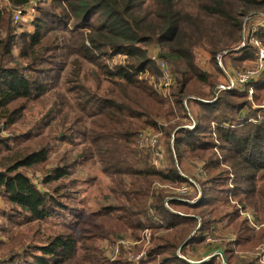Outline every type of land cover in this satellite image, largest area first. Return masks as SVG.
Instances as JSON below:
<instances>
[{"label": "trees", "instance_id": "obj_1", "mask_svg": "<svg viewBox=\"0 0 264 264\" xmlns=\"http://www.w3.org/2000/svg\"><path fill=\"white\" fill-rule=\"evenodd\" d=\"M7 1L10 10L0 6V119L15 123L38 100L44 99L49 106L37 121L39 132L20 137L19 144L16 138L11 144L15 150L11 164H1L0 196L22 215L20 225H37L27 238L38 243L34 251H24L22 260L12 255L5 262L135 264L120 260L123 249L115 261L109 260L104 248L85 246L72 230L53 237L41 230L49 220L80 217L81 212L70 204L73 188L80 183L78 176H83L86 164L97 162L109 183L97 202L104 204L90 212L97 224L94 233L88 231L96 241L103 239L99 237L101 218L111 240L127 230L137 240L136 233L144 230L163 232L153 240L147 258L137 264H192L178 257L177 251L184 257L189 246L203 244L219 227L236 235L235 242L222 239L226 264H257L238 252L240 247L251 250L261 241L241 212L252 213L256 222L264 220V112L251 108L264 83L254 86L252 100L246 87L220 91L214 102L207 103L220 82L195 62L199 48L217 59L239 46L243 23L229 6L220 0H192L196 11L191 13L184 0H49L47 8H35L30 22L33 31L17 33L12 11L33 0ZM236 1L242 8L236 13L239 17L264 7V0ZM254 30L264 45V19ZM154 42L175 74L166 109L153 87L160 71L147 54ZM240 52L238 59L244 60L253 50ZM115 56L124 61L110 67L108 61ZM218 71L222 77L221 68ZM146 73L149 78L145 79ZM151 80L153 86L147 82ZM184 101L187 108L188 104L198 108L192 129L181 122L189 117ZM156 119H165L167 126L158 127ZM142 128L161 130L169 139L165 169L151 165L149 150L136 148ZM52 133L53 140L70 145L71 153L63 151L55 159L49 156L52 141H47L49 148L40 142ZM9 144L0 138V149ZM57 144L53 142V151ZM192 161L202 164L201 176H193L195 184L190 185L193 190L186 201L155 188L156 184L181 187L188 180L179 167L191 174ZM27 171L41 172V182L36 185ZM198 264H222V260L215 255Z\"/></svg>", "mask_w": 264, "mask_h": 264}, {"label": "rangeland", "instance_id": "obj_2", "mask_svg": "<svg viewBox=\"0 0 264 264\" xmlns=\"http://www.w3.org/2000/svg\"><path fill=\"white\" fill-rule=\"evenodd\" d=\"M35 1V3H33L35 6V8H40V9H45L48 6V3L50 2L49 0H33ZM32 1V2H33ZM222 3H226L229 8L230 11L235 13V17L239 18L240 21H242L243 26H246L247 28H253L256 29L258 26H262L263 25V19H264V7L259 8V9H253L250 10L246 15H243L242 17L236 16V13L239 14V12L242 10V8L239 7V3L236 0H220ZM184 6L186 8V10L188 12H195L196 11V3L192 0H184ZM0 6L1 9H5V10H10L11 6L9 5L7 0H0ZM194 8V9H193ZM16 11V10H14ZM14 11H12V14L14 13ZM144 11V10H143ZM11 14V15H12ZM38 14V13H36ZM35 15V12L33 14V16ZM33 16H29L27 15L25 18L23 17L21 19V21L19 22H13L15 24H17L18 26L16 27L15 31L17 33H22V32H26V31H33V26L31 23H27V20H32ZM37 16V15H36ZM21 24V25H20ZM31 24V25H30ZM218 31V30H215ZM148 57L150 58V60L155 57L156 59H162L164 62H166L165 59L161 58V54L163 53V49L161 48V46L154 42L151 43L148 46ZM243 55V52H240V49L237 46H232L231 50L229 51H224L223 54H220L217 59H212L210 57V55L206 52L203 51V49H197L196 50V56H195V62L198 65V69H200L202 72H207L210 74H213L216 77V80L219 82H223L224 81V77L222 75V77L220 76V72L219 70V65L218 62L221 63V65L224 68H228L230 70L233 69L234 70H242V69H247L252 67L253 63H252V59L248 58V59H244V60H239L238 58L241 57ZM218 58L220 59V61H218ZM124 61V57L122 56H115L112 57L109 61H108V65L110 67H113L116 64H122V62ZM153 62V61H152ZM154 66L157 68V65L155 62H153ZM166 64L168 65L169 70L172 72L171 67L169 66V63L166 62ZM143 78H149L148 74H145V77ZM151 79V78H150ZM174 80H175V74H174ZM148 84L152 85L150 81H147ZM153 86V85H152ZM155 88V86H153ZM206 87V86H204ZM209 87V86H208ZM171 88V87H170ZM167 89L166 91H161L159 90L162 96V99H164V109H166L168 107V101H167V97L169 98L172 90L171 89ZM156 89V88H155ZM205 92L208 91L207 88L204 89ZM197 93H199V91L197 90ZM159 94V95H160ZM259 99L258 101H254L252 103V107L251 108H259L262 109L264 112V90L257 92ZM193 98V97H192ZM45 100H38L36 103H32L29 105L28 109L21 115L20 119H18L15 123H10L8 120H6V118L0 119L3 120L0 121V138L1 140H9V147H5L2 146L0 149V171H1V164L5 165V167L9 164H11L12 159L10 157H13L12 154H14L15 150L12 149L11 144H13L15 142V139L17 138L16 144L21 143L22 141L20 140V137L22 138L23 136H25L26 134H31L32 136L37 134L39 132V126H38V120L43 117L45 115L46 112V108H45ZM195 109H193L192 107L189 106L188 104V109L186 111V115L187 116H191L192 121L189 119V117H186L183 120H181L182 124H187L186 126H191L192 122L194 121V118L196 116V114L198 113V108L196 106H193ZM249 110V109H248ZM246 110L242 111L241 114H243ZM174 121H176V119L171 120L172 123H174ZM189 121V122H188ZM191 121V122H190ZM167 121L165 119H156V125L158 127H162L164 128L165 126H167ZM46 127H44L42 130H45ZM152 130L154 133L159 135V141L162 145V159H161V164L160 167L162 165V167H164L163 169L166 168L167 165H169L168 162V158H169V153L166 151V147L165 144L167 142H169V139L166 138V135H164L163 133H161L158 129L155 128H142L140 131L143 130ZM54 133V132H53ZM53 133L46 138V140H42L40 142V145H43L46 148L48 147V140L52 141L51 142V150L49 152V156H52L54 159L56 157V152L58 154H60L61 152H63L69 145L67 142L62 141L61 143H59V141L53 140ZM174 133V131H173ZM171 134L170 136V143H171V139H173L174 134ZM43 133L41 134V138ZM79 139H76V144H79ZM37 141H34L33 143H35ZM43 142V143H42ZM53 142H57L59 143V146L54 150L53 152ZM70 146V145H69ZM72 146V144H71ZM49 151V149H48ZM142 151V150H141ZM16 155V154H15ZM6 160V161H5ZM175 160L177 162V159L175 157ZM178 164V163H177ZM196 165L198 167H196ZM201 163L198 161H192L190 164V170H191V174L187 173V171L185 169H181L179 167V173L181 175H183L184 177L187 178V182L186 184H189L192 186V181H195L193 177L194 175L197 176H201V171L199 169V167H201ZM5 169V168H3ZM37 171H41L39 169H36ZM22 171L26 172L25 169H23ZM29 173V176L33 179L34 183H36V185H38L41 182V172L40 173H35V174H31V171H27ZM77 175H81V174H77ZM78 178L80 179V183L78 184V186H74V191H73V197L72 199H74L73 202H71L70 204L74 205V207H76L80 212L81 215L80 217H78L77 219H72L70 217H65V219H52L49 220L48 222L45 223L44 227H42V231L46 232V235L49 237H53L54 234L59 235L62 233V231L64 232V229H68V230H72L74 232V236L76 238H78L79 240H81V242H83V244L85 246H90V245H94V246H98L99 248L102 247L104 248V250L107 252L108 254V258L111 261H115L117 259V257H113L112 255V249L114 245V242L119 239V238H124L126 240L129 241H135L137 239H134L131 231L127 230V231H123L121 232H117L119 234V236L117 235V237L113 240H115L113 242V240H111L113 237L110 234H107V227L108 225H106L105 220L103 218L98 219V223L100 228L102 229V231L99 233V237L103 238V239H99L96 241L95 236H93L90 231H88V229L92 230V232L94 233V229H95V225L97 224V221L93 220V217L91 215L90 212L94 211V210H99V206L104 204V203H99L100 205H97L98 199L100 197L101 193H106L107 192V185L109 183V179L101 172L100 167L98 165L97 162H88V164H86L85 166V170L83 173V176H78ZM83 180V181H81ZM86 180H90V182L87 184L85 183ZM158 184L155 185V188L158 189H165L166 191H168V193H170L172 196H174L173 198H175L177 196V188H172L171 185L167 184V185H159V187H156ZM184 185V184H183ZM193 190V188L191 189V191ZM191 191L189 194H191ZM188 194V195H189ZM179 201H186V200H179ZM18 214H20L18 211H16L15 209H13L1 196H0V264H8L7 262H5L6 259H8L10 256L12 255H16L18 257L19 260H22L21 257L24 256V251L26 250H30V251H34L32 249L33 246L37 245L38 243H36L37 241L31 240L29 238H27L28 236H31V232L29 231H33L36 229L37 225H26L24 223H22L20 225V222L23 221L22 219V215L20 214V217L18 216ZM180 214V213H179ZM264 223L263 221H259L258 222V233L261 234L264 227H260L262 224ZM111 225V224H110ZM93 226V227H92ZM86 230V231H85ZM150 232V238H149V243L146 245V248H144V242H142L140 245L134 246V247H130L128 250H122L123 253V257H121L120 260L122 261H128L130 263H135L137 264V262H140V260H135V257L138 256L142 251L145 252V256L143 257V259L147 258V253L150 250V248H153V240H155L157 237L161 236L163 234V232ZM143 233V232H142ZM141 234H137L136 236L138 237V239L142 236ZM135 236V237H136ZM154 236V237H153ZM90 237H92L91 241H86L88 239H90ZM261 239V238H260ZM84 240V241H83ZM107 240L111 241V245L109 246L107 244ZM109 241V243H110ZM113 242V243H112ZM110 248V249H109ZM207 250V247L204 246L201 249L198 248V250L193 249V253H192V258L195 260H199L200 258H203L205 256V252ZM121 253V252H120ZM78 254L80 256L81 251H78ZM178 257H183V255H181V253L179 252V250L177 251ZM186 256V255H185ZM183 257L186 259V257ZM144 259V260H145ZM142 260V261H144ZM68 264H74L73 261L68 263Z\"/></svg>", "mask_w": 264, "mask_h": 264}, {"label": "built area", "instance_id": "obj_3", "mask_svg": "<svg viewBox=\"0 0 264 264\" xmlns=\"http://www.w3.org/2000/svg\"><path fill=\"white\" fill-rule=\"evenodd\" d=\"M33 3H35V1L31 2L29 5L23 8L14 11L13 22L21 21L24 15L33 16L36 6ZM254 33H255L254 29H250V27L247 28L244 26L241 30V39H240V44L238 46L240 50L248 47L252 48L253 52L250 57L253 63L252 67L233 71L230 70L229 68H224L221 65V63L218 62V65L223 73L224 81L220 82L216 86L213 92L214 98L208 101L207 103L214 102L216 100L217 93L220 91H231V90L244 91L246 87L248 89L247 90L248 99L252 100L254 86L264 83V45L258 38L255 37ZM151 60L156 63L157 68L160 71V76L158 77L157 82L154 84V86L158 92L159 90L166 91L174 83V74L169 70L168 65L163 60L156 59L155 57H153ZM218 61H220L219 58ZM150 82H153V80H151ZM184 106L187 110L188 108L186 106L185 101H184ZM189 117L191 118L190 115ZM187 127L189 129H192L194 127V123L191 126H187ZM172 144H173V139H171V151H173ZM135 146L140 151L149 150L151 153V158H150L151 165L156 169L160 168L161 159H162V145L159 141L158 134L154 133L150 129L139 132L136 138ZM199 169L201 168L199 167ZM190 181H192L191 182L192 185L195 184L193 180L190 179ZM156 187H159V185H157ZM191 189L192 187L189 184L182 185L177 189V196L174 199L185 200L184 198L190 193ZM196 202L197 199L192 201V203H196ZM164 204L165 206H167V199L164 201ZM241 215H243L245 218L249 220L251 227L253 228L258 227V223H254L256 219L252 213L241 212ZM149 238H150L149 230H144L142 236L137 241H129L124 238H119L114 242V245H112L113 246V249L111 250L112 255L113 257H117L119 256L122 249L128 250L130 247H133L135 245H140L142 242H144V248H146V245L149 243ZM206 242L215 243L216 239L207 236ZM144 256H145V252L142 251L138 256L135 257V260L142 261L145 259V258L143 259Z\"/></svg>", "mask_w": 264, "mask_h": 264}, {"label": "crops", "instance_id": "obj_4", "mask_svg": "<svg viewBox=\"0 0 264 264\" xmlns=\"http://www.w3.org/2000/svg\"><path fill=\"white\" fill-rule=\"evenodd\" d=\"M23 17L25 18L26 16L24 15ZM28 22L30 23L31 19L27 20V22L25 24H27ZM45 106L48 107L49 103H46ZM59 143H61V142H59ZM59 143L56 145L55 149L59 146ZM67 146L68 147L64 151L71 153V147L69 145H67ZM61 154H62V152L60 153V155ZM57 155H59V154L56 152V156ZM163 168L164 167H162V165H161V167L157 168V169L158 170H163ZM43 190H45V189H43ZM241 216L244 217L243 215H241ZM245 219L248 222L251 231L255 235H257L258 227L257 228L251 227V224H250L249 220L247 218H245ZM254 223H258V222L254 221ZM260 227H264V223ZM262 229H263L262 233L259 234V237H261V241L258 244V246H256L255 248H253L251 250H247L248 248H243V247L239 248L240 251L238 253H239V256H241V258H252V259H255L257 264H264V228H262ZM214 231H215L214 232V236L212 238L216 239V242L215 243H207L206 240H205V242L203 244L199 245V246H197V245L189 246L187 248V254H186V260L187 261H189L192 264H198V263H200L201 260H204V259H206V258H208L210 256H213L217 251H222L223 252V250H222V239H224V241L226 243L227 242H231V241L235 242V240H236V235L234 233L232 234V233L224 232L226 230L223 231V229H221L219 227L216 228V230L214 228ZM216 235H217L218 238L216 237ZM204 246L207 247V250L204 253L205 256L203 258H200L199 260L198 259L197 260L193 259L192 258V253L194 252L193 249L198 250V248L201 249Z\"/></svg>", "mask_w": 264, "mask_h": 264}, {"label": "water", "instance_id": "obj_5", "mask_svg": "<svg viewBox=\"0 0 264 264\" xmlns=\"http://www.w3.org/2000/svg\"><path fill=\"white\" fill-rule=\"evenodd\" d=\"M185 243H186V242H185ZM215 255H219L220 258H221V260H222V264H226V259H225L224 254H223L222 251H217L213 256H215ZM213 256H210V257H208V258H206V259H204V260H201L200 263H201V262H205V261H207L208 259H210V258L213 257Z\"/></svg>", "mask_w": 264, "mask_h": 264}]
</instances>
